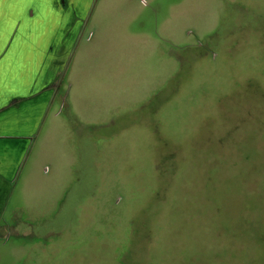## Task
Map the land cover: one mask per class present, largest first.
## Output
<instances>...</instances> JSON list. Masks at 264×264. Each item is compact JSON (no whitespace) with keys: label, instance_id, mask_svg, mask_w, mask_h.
<instances>
[{"label":"rangeland","instance_id":"1","mask_svg":"<svg viewBox=\"0 0 264 264\" xmlns=\"http://www.w3.org/2000/svg\"><path fill=\"white\" fill-rule=\"evenodd\" d=\"M78 14L0 264H264V0Z\"/></svg>","mask_w":264,"mask_h":264},{"label":"crops","instance_id":"2","mask_svg":"<svg viewBox=\"0 0 264 264\" xmlns=\"http://www.w3.org/2000/svg\"><path fill=\"white\" fill-rule=\"evenodd\" d=\"M82 2L0 0V232L17 209L7 207L19 173L36 171L31 161L45 157L36 147L59 118L57 89L68 44L82 31Z\"/></svg>","mask_w":264,"mask_h":264},{"label":"flooded vegetation","instance_id":"3","mask_svg":"<svg viewBox=\"0 0 264 264\" xmlns=\"http://www.w3.org/2000/svg\"><path fill=\"white\" fill-rule=\"evenodd\" d=\"M62 80H64V78H62ZM62 80H61V83H62ZM59 93V91L57 92V94ZM59 97H60V101H61V105H60V107L61 106H64L65 105V103L67 104V100H66V98L63 96V99H62V92H60V94H59ZM56 109H57V105H56ZM60 116V114L58 113V117Z\"/></svg>","mask_w":264,"mask_h":264}]
</instances>
